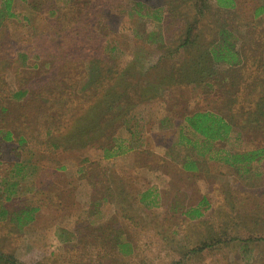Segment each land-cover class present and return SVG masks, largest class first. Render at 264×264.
Returning a JSON list of instances; mask_svg holds the SVG:
<instances>
[{
    "label": "rangeland",
    "instance_id": "rangeland-1",
    "mask_svg": "<svg viewBox=\"0 0 264 264\" xmlns=\"http://www.w3.org/2000/svg\"><path fill=\"white\" fill-rule=\"evenodd\" d=\"M215 1L204 22L198 0H14L18 19L0 21V264H264V157L244 172L200 156L186 124L219 114L233 132L214 150L264 148V0ZM228 26L232 68L206 57ZM90 120L107 128L88 143Z\"/></svg>",
    "mask_w": 264,
    "mask_h": 264
},
{
    "label": "trees",
    "instance_id": "trees-1",
    "mask_svg": "<svg viewBox=\"0 0 264 264\" xmlns=\"http://www.w3.org/2000/svg\"><path fill=\"white\" fill-rule=\"evenodd\" d=\"M1 5L3 7V10L0 12V21H14L18 19V15L13 12L14 0H3ZM236 5V0L215 1L216 9H218V11H220L221 13L234 12V10L236 9ZM211 8H213L211 5V0H198L195 7L197 14L199 15L197 21H208ZM152 9V16H155V20L157 22L161 21V19L159 18V14L161 13L160 9H158V7ZM227 28L228 29L226 30H219V32L217 33L218 41L214 45L213 43L210 44V47L213 48L206 53V57H209L211 63L232 68L240 64L241 55L238 52L234 43L237 38L236 34L234 33V29H231L232 27L230 26H228ZM186 34L187 36L185 37L184 42L182 43V47H193L194 45H196L198 36L196 35V31L193 29V27L189 28ZM200 47V45H197L198 49H200ZM98 86H100L99 82L96 83L95 87ZM95 109L96 107L94 108V110ZM92 120H90V124L85 125L84 127L81 126L79 130L82 135L89 136V140L87 141L88 143L90 142V140L95 141V138L98 135L106 136L107 127L104 129L102 125L97 126L99 123H93ZM186 124L193 133L204 139V145L199 151L200 156H206L207 154H211L212 160H215L219 163H223L233 168L237 167L238 170H244V172H248L250 169L249 167L254 162H257L259 161V159L264 157V148L256 149L246 153H236L232 155L226 152L225 150H214L215 144H218V142L221 143L229 140L233 132L232 125L228 123L226 119L219 114L206 111L196 112L186 118ZM7 138L9 139L11 138V136L8 135ZM184 169L186 171L196 170V162L188 163ZM109 192L110 188H108V190L104 192V194L106 195H104L102 198L103 202H106L109 199ZM150 196L151 194L148 195L147 193H144V195L140 199V202L144 203L149 200L154 205L155 201L150 198ZM200 206H202V204ZM36 211L37 209H32L29 211L24 210L20 215H17L14 221H12V223L15 224V230L16 228L23 229L24 227L28 226V224L32 223L34 221L33 215ZM188 214H190L191 217L195 219L202 218L203 216L201 207H197L190 213L188 212ZM121 248V253H130L129 245H122Z\"/></svg>",
    "mask_w": 264,
    "mask_h": 264
},
{
    "label": "crops",
    "instance_id": "crops-1",
    "mask_svg": "<svg viewBox=\"0 0 264 264\" xmlns=\"http://www.w3.org/2000/svg\"><path fill=\"white\" fill-rule=\"evenodd\" d=\"M100 160H101V158L99 159L98 162H101ZM101 164H102V163H101ZM35 221H36V218H35ZM91 222H92V224H93V223H96L97 221H96V219H95V220H93V221H91ZM101 222H104V221H101ZM34 223H35V222H34ZM25 229H26V228H25Z\"/></svg>",
    "mask_w": 264,
    "mask_h": 264
}]
</instances>
